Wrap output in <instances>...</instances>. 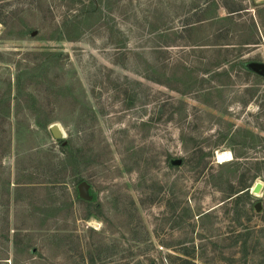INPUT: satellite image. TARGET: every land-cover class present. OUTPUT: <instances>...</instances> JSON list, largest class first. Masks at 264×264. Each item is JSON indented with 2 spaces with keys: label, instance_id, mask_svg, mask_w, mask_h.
Returning <instances> with one entry per match:
<instances>
[{
  "label": "rangeland",
  "instance_id": "1",
  "mask_svg": "<svg viewBox=\"0 0 264 264\" xmlns=\"http://www.w3.org/2000/svg\"><path fill=\"white\" fill-rule=\"evenodd\" d=\"M263 6L0 0V264H264Z\"/></svg>",
  "mask_w": 264,
  "mask_h": 264
},
{
  "label": "trees",
  "instance_id": "2",
  "mask_svg": "<svg viewBox=\"0 0 264 264\" xmlns=\"http://www.w3.org/2000/svg\"><path fill=\"white\" fill-rule=\"evenodd\" d=\"M223 6H225V8H227V10H228L229 13L230 12H235V11L239 10V9L230 8L226 4L223 5ZM261 9H262L261 12H259L260 9H257V15H258V18H259V22L261 23V27H263V30H264V6ZM262 12H263V15H262ZM230 16H232V15H228L225 18L228 19V18H230ZM262 33L264 35V31ZM235 157H238V156L235 154ZM218 165L220 167H225L226 164H218ZM213 178H216V177L213 176ZM217 180H219L220 182H223V183H226V184L229 185V190L227 191L228 195L226 196V198L224 200L225 203H234V202L236 203L242 197L249 195V189H247L249 187V185H245L244 183H241L240 181H236V180L231 179V178H228V179L225 180L222 177H218ZM14 183H17L18 184V188L19 189L21 188V189H26V190H33V189L36 188L35 187L36 186L35 183L33 184L32 181H24L22 183H20L19 181H17V182H14ZM30 209H31V211L33 213L36 211V207L34 206V203L30 207ZM22 230L23 229H19V230H16L15 231L16 232L15 235H16L17 238L18 237L19 238H22L23 235H30L29 230H24V231H22ZM18 243H19V241H16V240L14 241V244H15V247L16 248L18 247Z\"/></svg>",
  "mask_w": 264,
  "mask_h": 264
},
{
  "label": "water",
  "instance_id": "3",
  "mask_svg": "<svg viewBox=\"0 0 264 264\" xmlns=\"http://www.w3.org/2000/svg\"><path fill=\"white\" fill-rule=\"evenodd\" d=\"M258 69H260V71L264 73V66H259ZM50 130H51V133H52V135L54 137H56V138L63 137V133H62L58 123L52 124L51 127H50ZM88 187H89V185H88L87 182H82L80 184V186H79L81 196L84 197V198H89ZM262 188H263V183L261 181H258L254 185V187L252 188V192L255 193V194H259L261 192ZM256 209L260 210V205H257Z\"/></svg>",
  "mask_w": 264,
  "mask_h": 264
},
{
  "label": "bare ground",
  "instance_id": "4",
  "mask_svg": "<svg viewBox=\"0 0 264 264\" xmlns=\"http://www.w3.org/2000/svg\"><path fill=\"white\" fill-rule=\"evenodd\" d=\"M59 127H60V125H59ZM60 129H61V127H60ZM61 131H62V129H61ZM62 133H63V131H62ZM229 156V154L228 153H218L217 154V157H218V161H223V160H225L227 157ZM229 158V157H228Z\"/></svg>",
  "mask_w": 264,
  "mask_h": 264
}]
</instances>
